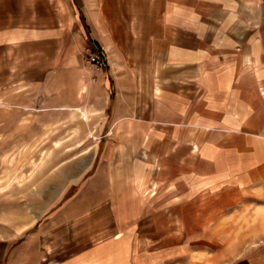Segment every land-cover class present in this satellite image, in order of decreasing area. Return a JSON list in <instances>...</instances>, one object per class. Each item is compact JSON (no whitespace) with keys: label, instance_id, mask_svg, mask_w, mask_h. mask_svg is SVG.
Here are the masks:
<instances>
[{"label":"crops","instance_id":"1","mask_svg":"<svg viewBox=\"0 0 264 264\" xmlns=\"http://www.w3.org/2000/svg\"><path fill=\"white\" fill-rule=\"evenodd\" d=\"M15 91L101 94L111 114L79 199L19 234L0 221V264H167L209 206L259 237L263 208L232 194L264 193V0H0V94ZM220 254L264 264V245Z\"/></svg>","mask_w":264,"mask_h":264},{"label":"rangeland","instance_id":"2","mask_svg":"<svg viewBox=\"0 0 264 264\" xmlns=\"http://www.w3.org/2000/svg\"><path fill=\"white\" fill-rule=\"evenodd\" d=\"M110 114L101 94L71 107L54 106L43 95L0 94V221H6L3 224L8 225L10 234L22 233L36 222L37 227L46 225L68 202L79 199L81 189L93 176L94 170L89 172L96 154L104 149L107 128L101 126ZM244 193L234 191L232 196L247 195L254 201L249 209L255 218L258 210H264V193ZM226 197L219 193L210 196L217 204L224 203ZM230 209L235 206H209L200 222L186 224L197 237L185 238V254L170 246L167 264H220L225 247L264 245L262 216L249 226V234L258 232L259 237L246 239L241 237L239 223L232 224V232L227 231L223 220ZM215 228L216 238L202 236L214 234ZM0 255L3 257V252Z\"/></svg>","mask_w":264,"mask_h":264},{"label":"built area","instance_id":"3","mask_svg":"<svg viewBox=\"0 0 264 264\" xmlns=\"http://www.w3.org/2000/svg\"><path fill=\"white\" fill-rule=\"evenodd\" d=\"M89 61L94 64L98 69L103 70L107 67L106 59L100 51H93L89 54Z\"/></svg>","mask_w":264,"mask_h":264},{"label":"trees","instance_id":"4","mask_svg":"<svg viewBox=\"0 0 264 264\" xmlns=\"http://www.w3.org/2000/svg\"><path fill=\"white\" fill-rule=\"evenodd\" d=\"M75 189H77V186H76V188ZM3 264H6L5 262H3Z\"/></svg>","mask_w":264,"mask_h":264}]
</instances>
